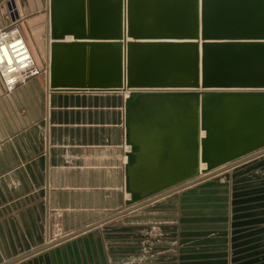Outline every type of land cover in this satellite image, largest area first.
<instances>
[{
  "label": "water",
  "instance_id": "95a60500",
  "mask_svg": "<svg viewBox=\"0 0 264 264\" xmlns=\"http://www.w3.org/2000/svg\"><path fill=\"white\" fill-rule=\"evenodd\" d=\"M47 12L50 88L126 94L129 198L5 264L264 154V0H47Z\"/></svg>",
  "mask_w": 264,
  "mask_h": 264
},
{
  "label": "crops",
  "instance_id": "0c3cea01",
  "mask_svg": "<svg viewBox=\"0 0 264 264\" xmlns=\"http://www.w3.org/2000/svg\"><path fill=\"white\" fill-rule=\"evenodd\" d=\"M9 1L0 0V19L4 25L17 21L43 72L11 92L0 76V264L121 210L120 203L129 197L126 94L52 90L46 72L47 0H14L15 19ZM219 180L227 186V204L205 208L209 205L202 198L208 196L198 192ZM174 194L176 255L168 264H264V154ZM169 196L127 214L144 215L143 208ZM123 216L16 264L62 262L55 255L101 238L108 257L74 263L120 264L118 238L92 232L112 229L109 224ZM125 244L132 254L126 264L151 262L136 258L134 238Z\"/></svg>",
  "mask_w": 264,
  "mask_h": 264
},
{
  "label": "rangeland",
  "instance_id": "374dc122",
  "mask_svg": "<svg viewBox=\"0 0 264 264\" xmlns=\"http://www.w3.org/2000/svg\"><path fill=\"white\" fill-rule=\"evenodd\" d=\"M28 44V43H27ZM29 46V45H28ZM37 51V50H36ZM38 52V51H37ZM198 194L199 196H208L204 199V205H211L214 208L225 206L227 203L228 189L226 184L219 180L213 181L209 185L203 186ZM129 195V194H128ZM196 195L195 197H197ZM176 195H171L156 204L143 208L147 211L144 215L127 214L118 220H114L109 225H112L110 230L94 231L92 233H100L102 235H115L118 238V257L120 264H126L127 258L132 255L130 250H127V240L135 239V256L136 258H143L150 260L148 264L159 263L157 259H163L165 263H173L176 255L175 244V223H176ZM129 198V197H128ZM196 206H199L195 198ZM190 205V204H186ZM126 207L125 202L120 203V209ZM149 211V212H148ZM110 238V236L108 237ZM101 239H94L92 242L76 244L75 247L67 248L64 251L55 255L62 258L63 261H56L55 264H76L78 259L82 258H106V249H101ZM113 256H114V249ZM27 262V261H26ZM19 264H26L25 262Z\"/></svg>",
  "mask_w": 264,
  "mask_h": 264
},
{
  "label": "built area",
  "instance_id": "2783aa9c",
  "mask_svg": "<svg viewBox=\"0 0 264 264\" xmlns=\"http://www.w3.org/2000/svg\"><path fill=\"white\" fill-rule=\"evenodd\" d=\"M16 22L0 19V76L8 92L43 72Z\"/></svg>",
  "mask_w": 264,
  "mask_h": 264
},
{
  "label": "bare ground",
  "instance_id": "6f19581e",
  "mask_svg": "<svg viewBox=\"0 0 264 264\" xmlns=\"http://www.w3.org/2000/svg\"><path fill=\"white\" fill-rule=\"evenodd\" d=\"M68 39H70V38H68ZM204 166V165H203Z\"/></svg>",
  "mask_w": 264,
  "mask_h": 264
}]
</instances>
